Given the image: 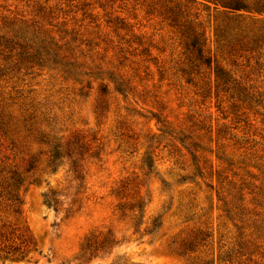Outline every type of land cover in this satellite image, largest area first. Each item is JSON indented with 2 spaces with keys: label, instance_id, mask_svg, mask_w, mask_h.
<instances>
[{
  "label": "rangeland",
  "instance_id": "obj_1",
  "mask_svg": "<svg viewBox=\"0 0 264 264\" xmlns=\"http://www.w3.org/2000/svg\"><path fill=\"white\" fill-rule=\"evenodd\" d=\"M0 264H264V0H0Z\"/></svg>",
  "mask_w": 264,
  "mask_h": 264
},
{
  "label": "trees",
  "instance_id": "obj_2",
  "mask_svg": "<svg viewBox=\"0 0 264 264\" xmlns=\"http://www.w3.org/2000/svg\"><path fill=\"white\" fill-rule=\"evenodd\" d=\"M229 9H233V10H237V9H239V6H238V4H236L235 2H234V4H229V7H228ZM197 45V42H194L193 43V47H195ZM198 54L200 55L201 54V51L198 49ZM55 157H57V155H55ZM90 239H87L86 240V242H85V245H84V247H83V250L84 251H88V250H90V248L92 247L90 244ZM110 243H113V241L112 240H108V239H106L103 243H102V246H106V245H109Z\"/></svg>",
  "mask_w": 264,
  "mask_h": 264
}]
</instances>
